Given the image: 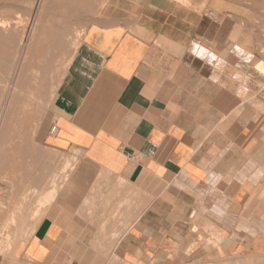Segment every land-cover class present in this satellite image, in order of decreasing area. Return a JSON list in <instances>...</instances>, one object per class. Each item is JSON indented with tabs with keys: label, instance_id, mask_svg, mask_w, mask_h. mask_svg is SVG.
Listing matches in <instances>:
<instances>
[{
	"label": "crops",
	"instance_id": "crops-1",
	"mask_svg": "<svg viewBox=\"0 0 264 264\" xmlns=\"http://www.w3.org/2000/svg\"><path fill=\"white\" fill-rule=\"evenodd\" d=\"M86 3L63 9L82 17L94 12ZM50 10L62 9L42 17ZM226 16L107 0L54 86L10 77L11 57L0 76L11 113L23 103L18 79L26 96L52 100L33 157L47 163L29 185L43 205L17 188L7 216L0 189V225L8 219L18 242L0 264H264V35ZM194 44L217 60L196 58Z\"/></svg>",
	"mask_w": 264,
	"mask_h": 264
},
{
	"label": "rangeland",
	"instance_id": "rangeland-1",
	"mask_svg": "<svg viewBox=\"0 0 264 264\" xmlns=\"http://www.w3.org/2000/svg\"><path fill=\"white\" fill-rule=\"evenodd\" d=\"M40 1H43V5L48 8L49 4L52 6L57 0ZM66 1L80 4L90 1L94 5V12L78 17V14H70L69 11L64 9L56 13L50 10L44 17H41L39 16L41 10L36 7L35 0H0V25L6 26H3V29L0 28V34L7 37V39H10L8 36L10 35L11 52L15 54L12 59L13 67H15V61L18 62L17 69L12 72L10 77L16 75L17 78H23L22 74H29L30 77L35 79L43 78L46 80L45 82H35L40 84L41 88L42 85L49 83L54 86L57 79H60L72 52L81 39L82 33L93 22L107 2V0H60V3L65 5ZM177 1L197 9L214 6L216 9L221 10L222 14L227 15V18L231 16L232 20L236 21L238 25L252 27L259 35H264V0ZM57 2L59 3V1ZM70 6L73 7L72 5ZM28 12L30 17H28ZM38 24L41 31L33 37V31ZM26 37H28L27 44L25 43ZM19 38L23 39V41L18 49L16 47H18ZM16 50H20L18 56ZM5 52L8 53L9 51L5 49ZM10 67L9 63L3 62V57L0 56V76L2 78L5 77L6 73H10L13 70ZM6 76L8 77L9 75ZM14 82L16 89L23 88L21 93L23 103L18 105L17 110H14L13 113L11 111L8 113L9 109L11 110V104L8 103L7 87L4 81L1 86L2 95L0 98L1 108L6 109L4 115L8 113L9 118L15 122L17 121L19 126V129H9L7 134L2 136L0 140L1 206L7 216L10 212L11 204L14 203L15 206V201L17 200L15 190L17 188L24 190L21 194L22 202L36 199L41 206L43 205L42 194L35 193L29 185L33 184L31 175L33 169L37 168V162H40L39 164L47 163L41 162V160L34 161L33 157L39 156L41 158L43 156L42 147L35 145V136L45 115L50 110L52 100V93L45 96L35 92L33 96H26L25 80L18 79ZM26 136L28 137L26 138ZM71 165L70 162H67L66 169H71ZM12 167L15 169V173L10 174ZM17 167L21 169V173H16ZM24 171L28 172V174L24 175ZM7 220L0 225V255L9 254L15 244L18 243L10 239L9 230L11 225ZM73 260V264H124L118 257L66 258V264H72Z\"/></svg>",
	"mask_w": 264,
	"mask_h": 264
},
{
	"label": "bare ground",
	"instance_id": "bare-ground-1",
	"mask_svg": "<svg viewBox=\"0 0 264 264\" xmlns=\"http://www.w3.org/2000/svg\"><path fill=\"white\" fill-rule=\"evenodd\" d=\"M57 1H59V3L57 2ZM56 2H54L53 4H52V6L49 4V6H48V8L46 7V6H44L43 5V1H40L39 2V0H35V2H36V7L39 9L40 8V13H39V16H41L42 17V15L41 14H43L44 13V11H47L48 9H54V10H57V9H63V8H65L66 10H74V9H77V8H81L82 10H84V9H87L88 10V8L90 7V6H87L86 7V2H84V3H82V4H80V3H72L71 1H66V4L65 5H62L61 3H60V0H57ZM188 1V0H187ZM86 3V4H85ZM55 4H61V5H58L57 7L56 6H54ZM70 5H72L73 7H71ZM87 5H90V4H87ZM5 23H6V21H5ZM8 25V24H7ZM3 26H5V25H3ZM2 25H0V28H4ZM6 27V26H5ZM8 27V26H7ZM41 31V29H40V26H39V24L37 25V28L33 31V37L35 36V34L36 35H38L39 34V32ZM17 32V31H16ZM22 34H23V32H22ZM9 36V38L10 39H7V37H5L4 35H2V34H0V48H1V52H0V56L1 57H3V62L5 61L6 62V64L7 63H9L10 61H11V57L13 56V57H15V54H12V52H11V37H10V35H8ZM21 36V35H20ZM23 41V39L21 40L20 38H19V40H18V47H16V48H18L19 49V47L22 45L21 44V42ZM5 49L6 50H8L9 52L8 53H6L5 52ZM17 51V50H16ZM19 51L20 50H18L17 52V56H18V54H19ZM16 63H18L17 61H15ZM64 66V65H63ZM66 66V65H65ZM64 70H65V68H64ZM5 75H9V73H6ZM7 109H9L8 107H7ZM25 109V108H24ZM6 110V109H5ZM5 110L4 109H2V112H1V116H0V139L2 138V136H4V135H6L7 134V132H8V130L9 129H6V123L8 122V121H10L11 119L9 118L10 116H9V114L8 113H10V109H9V111H8V113L6 114V115H4V113H5ZM34 125V124H33ZM25 137V136H24ZM28 136H26V138H27ZM18 168V167H17ZM16 168V173H18V172H20L21 173V169L20 168H18L17 169ZM13 173H15V169H13V167L10 169V174H13ZM1 250V249H0ZM2 252V251H1Z\"/></svg>",
	"mask_w": 264,
	"mask_h": 264
},
{
	"label": "clouds",
	"instance_id": "clouds-1",
	"mask_svg": "<svg viewBox=\"0 0 264 264\" xmlns=\"http://www.w3.org/2000/svg\"><path fill=\"white\" fill-rule=\"evenodd\" d=\"M192 54L198 59L208 60L209 63H211V61L217 60V56L214 53L205 48H202L199 44H194ZM208 58H210V60ZM250 58L251 57L249 56L248 59Z\"/></svg>",
	"mask_w": 264,
	"mask_h": 264
},
{
	"label": "built area",
	"instance_id": "built-area-1",
	"mask_svg": "<svg viewBox=\"0 0 264 264\" xmlns=\"http://www.w3.org/2000/svg\"><path fill=\"white\" fill-rule=\"evenodd\" d=\"M262 100L264 101V94H263ZM55 129H56V128H53V131H55Z\"/></svg>",
	"mask_w": 264,
	"mask_h": 264
}]
</instances>
